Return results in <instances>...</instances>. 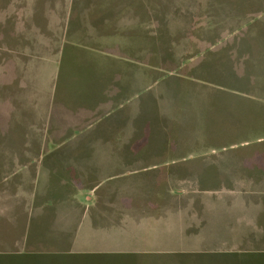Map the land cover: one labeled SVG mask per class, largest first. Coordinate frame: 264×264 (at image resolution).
<instances>
[{"label": "rangeland", "instance_id": "obj_1", "mask_svg": "<svg viewBox=\"0 0 264 264\" xmlns=\"http://www.w3.org/2000/svg\"><path fill=\"white\" fill-rule=\"evenodd\" d=\"M127 208L264 256V0H0V264L175 253Z\"/></svg>", "mask_w": 264, "mask_h": 264}, {"label": "crops", "instance_id": "obj_2", "mask_svg": "<svg viewBox=\"0 0 264 264\" xmlns=\"http://www.w3.org/2000/svg\"><path fill=\"white\" fill-rule=\"evenodd\" d=\"M253 206V205H252ZM123 210V221L120 224H93L91 223L92 229L103 230L102 233L107 232L110 229H117L120 231L118 235L127 234L129 238L139 237L137 231H141L139 226L142 227L146 224L148 234H151L154 239H150L154 247L140 249L138 247L124 248L122 251L116 249L114 246L108 248L98 247L94 249V254H106V253H116L115 251L123 252L130 251L131 254L149 251L156 252V254H172L165 257L150 258L148 256L138 258L137 264H264V256L254 258L253 256L243 257L244 248L227 244L219 245V240L217 238L211 239L209 243H206L202 238L201 234L198 236L196 233L204 231L207 227V213L205 208L202 209H185L182 210L170 209L168 212L161 214L160 211L156 209H148L146 211H139L134 208H127ZM120 213V216H122ZM132 213V215L130 214ZM134 214L137 215L134 218ZM259 215V213H257ZM172 216L173 219L168 223L166 219L168 216ZM211 214H209L210 216ZM255 217L256 223H258L259 216ZM181 217V218H180ZM90 220V218H89ZM83 221V219L81 220ZM75 231L80 227V223ZM129 222L132 226L127 227ZM83 223V222H82ZM112 223V222H111ZM170 224V225H168ZM131 228L134 229V233L131 232ZM144 228V227H142ZM101 232V231H99ZM76 235V234H74ZM76 240L73 241V245ZM139 246L138 244H131ZM144 245V244H142ZM75 248V245L73 246ZM257 247V246H254ZM138 248V249H137ZM116 249V250H115ZM252 250L246 254L253 255L256 249L247 248V250ZM83 251V250H82ZM72 252V251H71ZM85 252V251H83ZM70 253V252H68ZM183 253L194 254L191 256L182 255ZM204 253H217L222 255L217 256H206Z\"/></svg>", "mask_w": 264, "mask_h": 264}, {"label": "trees", "instance_id": "obj_3", "mask_svg": "<svg viewBox=\"0 0 264 264\" xmlns=\"http://www.w3.org/2000/svg\"><path fill=\"white\" fill-rule=\"evenodd\" d=\"M20 254H21V253H20ZM69 262H71V261H68L67 263H69ZM67 263H66V264H67Z\"/></svg>", "mask_w": 264, "mask_h": 264}]
</instances>
